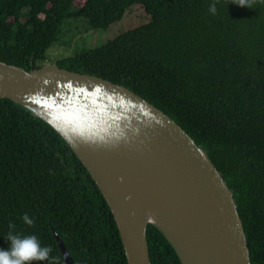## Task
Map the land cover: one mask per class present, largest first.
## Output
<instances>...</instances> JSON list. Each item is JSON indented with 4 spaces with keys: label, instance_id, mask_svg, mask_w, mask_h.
<instances>
[{
    "label": "trees",
    "instance_id": "trees-1",
    "mask_svg": "<svg viewBox=\"0 0 264 264\" xmlns=\"http://www.w3.org/2000/svg\"><path fill=\"white\" fill-rule=\"evenodd\" d=\"M76 1L0 0V62L40 69L67 22L107 30L141 5L147 24L56 64L125 86L179 124L234 192L252 264H264V0L252 9L232 0ZM10 232L35 235L52 249V264H65L55 234L75 264H128L114 215L71 147L0 99V249ZM148 244L152 264H182L153 225Z\"/></svg>",
    "mask_w": 264,
    "mask_h": 264
},
{
    "label": "water",
    "instance_id": "water-1",
    "mask_svg": "<svg viewBox=\"0 0 264 264\" xmlns=\"http://www.w3.org/2000/svg\"><path fill=\"white\" fill-rule=\"evenodd\" d=\"M0 99L42 119L71 147L114 215L128 264H152L149 225L182 264H252L222 173L179 124L140 95L57 64L28 71L0 62ZM55 235L65 264H75Z\"/></svg>",
    "mask_w": 264,
    "mask_h": 264
},
{
    "label": "rangeland",
    "instance_id": "rangeland-1",
    "mask_svg": "<svg viewBox=\"0 0 264 264\" xmlns=\"http://www.w3.org/2000/svg\"><path fill=\"white\" fill-rule=\"evenodd\" d=\"M75 4L82 6L84 2L77 0ZM149 21L150 16L141 5L137 4L127 10L121 21L114 23L107 30L91 29L83 19L67 22L61 29L58 42L46 53V64H56L82 51L103 46L122 33L147 24Z\"/></svg>",
    "mask_w": 264,
    "mask_h": 264
},
{
    "label": "clouds",
    "instance_id": "clouds-1",
    "mask_svg": "<svg viewBox=\"0 0 264 264\" xmlns=\"http://www.w3.org/2000/svg\"><path fill=\"white\" fill-rule=\"evenodd\" d=\"M232 3L241 8L253 7V0H232ZM209 12L213 15L217 13V4L213 2L209 5ZM24 223L32 225L33 219L27 213L22 216ZM9 227H13L9 225ZM9 248L7 250L0 249V264H33L35 261H52L55 259L50 257L52 249L42 246L35 235H16L9 233L7 236Z\"/></svg>",
    "mask_w": 264,
    "mask_h": 264
},
{
    "label": "bare ground",
    "instance_id": "bare-ground-1",
    "mask_svg": "<svg viewBox=\"0 0 264 264\" xmlns=\"http://www.w3.org/2000/svg\"><path fill=\"white\" fill-rule=\"evenodd\" d=\"M147 218H149V219H155V217H147Z\"/></svg>",
    "mask_w": 264,
    "mask_h": 264
}]
</instances>
